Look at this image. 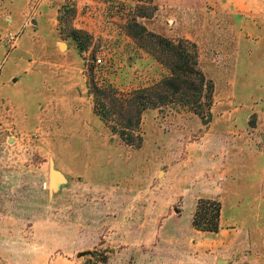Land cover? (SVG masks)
I'll list each match as a JSON object with an SVG mask.
<instances>
[{
	"label": "rangeland",
	"instance_id": "1",
	"mask_svg": "<svg viewBox=\"0 0 264 264\" xmlns=\"http://www.w3.org/2000/svg\"><path fill=\"white\" fill-rule=\"evenodd\" d=\"M154 36L195 44L211 103L146 110L128 145L112 104L168 75ZM262 136L264 0H0V264H264Z\"/></svg>",
	"mask_w": 264,
	"mask_h": 264
},
{
	"label": "trees",
	"instance_id": "2",
	"mask_svg": "<svg viewBox=\"0 0 264 264\" xmlns=\"http://www.w3.org/2000/svg\"><path fill=\"white\" fill-rule=\"evenodd\" d=\"M79 31L73 32V38L78 48L83 49L79 41ZM153 37V35H150ZM155 42L172 59L168 64V75L162 81L151 87H144L135 90L129 97H115L113 100V110L122 117H126L121 129V139L128 145H134L138 140L140 145L139 129L142 113L151 108L165 106L167 103H174L173 97L179 95L183 105L193 104L195 106H210L213 92V85L206 80L203 72L198 68V52L195 44L181 40L177 44L154 36ZM110 89V90H109ZM113 88L109 86L93 85V96L106 95ZM194 100V101H191ZM205 101V102H204ZM101 106L103 104H100ZM99 106V107H101ZM95 105V112H99ZM106 115L99 112L102 119L108 120V107L103 105ZM220 204L209 199L198 200L192 219V226L200 231L210 234H217L219 230Z\"/></svg>",
	"mask_w": 264,
	"mask_h": 264
},
{
	"label": "water",
	"instance_id": "3",
	"mask_svg": "<svg viewBox=\"0 0 264 264\" xmlns=\"http://www.w3.org/2000/svg\"><path fill=\"white\" fill-rule=\"evenodd\" d=\"M63 45L61 44L60 48H62ZM262 142L264 144V136H262ZM65 177L64 175L56 170L54 166L53 160H49V169H48V191L49 195L51 196L53 194V191L55 189H59L62 184L65 183ZM84 253H81L78 255V257L83 256ZM217 264H225L223 261H218Z\"/></svg>",
	"mask_w": 264,
	"mask_h": 264
},
{
	"label": "built area",
	"instance_id": "4",
	"mask_svg": "<svg viewBox=\"0 0 264 264\" xmlns=\"http://www.w3.org/2000/svg\"><path fill=\"white\" fill-rule=\"evenodd\" d=\"M95 63H96L97 65L102 64V60H101V58H100V57H96V61H95Z\"/></svg>",
	"mask_w": 264,
	"mask_h": 264
}]
</instances>
